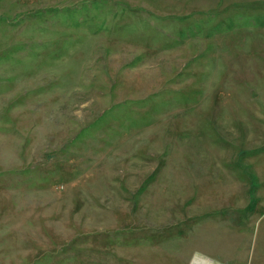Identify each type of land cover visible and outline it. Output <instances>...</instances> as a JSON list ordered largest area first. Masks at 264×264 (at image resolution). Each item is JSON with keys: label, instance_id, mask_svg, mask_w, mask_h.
Instances as JSON below:
<instances>
[{"label": "rangeland", "instance_id": "1", "mask_svg": "<svg viewBox=\"0 0 264 264\" xmlns=\"http://www.w3.org/2000/svg\"><path fill=\"white\" fill-rule=\"evenodd\" d=\"M195 257L264 264V0H0V264Z\"/></svg>", "mask_w": 264, "mask_h": 264}, {"label": "bare ground", "instance_id": "2", "mask_svg": "<svg viewBox=\"0 0 264 264\" xmlns=\"http://www.w3.org/2000/svg\"><path fill=\"white\" fill-rule=\"evenodd\" d=\"M199 259H201V258H199V257H195L191 264H196V263H197V260H199ZM202 260H203V259H202ZM199 263H200V262H199ZM205 263L212 264V263H210V262H205Z\"/></svg>", "mask_w": 264, "mask_h": 264}, {"label": "built area", "instance_id": "3", "mask_svg": "<svg viewBox=\"0 0 264 264\" xmlns=\"http://www.w3.org/2000/svg\"><path fill=\"white\" fill-rule=\"evenodd\" d=\"M197 261H198V260H197ZM210 263H211V262H210ZM196 264H198V263H196ZM200 264H209V263H205V261L202 260V262H201Z\"/></svg>", "mask_w": 264, "mask_h": 264}]
</instances>
